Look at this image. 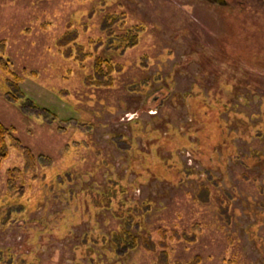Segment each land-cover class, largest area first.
I'll list each match as a JSON object with an SVG mask.
<instances>
[{"label":"rangeland","instance_id":"1","mask_svg":"<svg viewBox=\"0 0 264 264\" xmlns=\"http://www.w3.org/2000/svg\"><path fill=\"white\" fill-rule=\"evenodd\" d=\"M137 25L135 45L110 46ZM248 28L197 0H0V120L37 157L0 162V264H264V60ZM77 44L117 63L112 86L90 83L93 55L63 54Z\"/></svg>","mask_w":264,"mask_h":264},{"label":"trees","instance_id":"2","mask_svg":"<svg viewBox=\"0 0 264 264\" xmlns=\"http://www.w3.org/2000/svg\"><path fill=\"white\" fill-rule=\"evenodd\" d=\"M110 19L109 22L116 21L117 19H112L113 15H109ZM116 16V15H115ZM141 25L137 26H131L129 30L124 34L120 35L121 39L115 38L114 35H110L111 38V45L110 46H117L120 49L122 48H128L130 46L135 45L139 41V37L141 34ZM141 30V31H140ZM109 34H113L114 31L109 28L108 29ZM77 32H68L66 33L59 41L60 47H64L65 45H69L71 43H74L77 38ZM120 38V37H119ZM94 46L100 45L102 43V39L99 40H93ZM113 43V44H112ZM76 44V43H75ZM76 51L72 47L67 48V50H62L63 54L66 57H75L77 61L80 62L81 66H83L84 61L86 58L90 55H93V61H94V72L91 76H89L91 79L90 83H94L95 85L109 87L112 86L115 83V76L114 72L119 71L117 69V63L112 60L111 58H108L106 56L100 55L98 53H90L87 52L83 46L76 45ZM0 66L3 68H8V64L6 60L3 57H0ZM15 130L12 127H7L3 122L0 120V162L4 158L7 157L9 154L10 147H15L18 149L25 157L27 161V166L25 168V171H34L36 169V162L37 157L32 151V149L25 144L22 143L21 139L14 135ZM22 173V171L19 168H13L9 169L7 171L8 174V186L9 190L12 192L13 190H16V179L17 177ZM200 227L197 229L199 230ZM196 231L195 229L193 232ZM125 237L122 238L123 241L127 242L126 245L129 247H132L136 244V237L132 234L127 233V231L124 232ZM161 234L163 236L168 237L169 239H180V238H190V233L188 231L179 232V231H173L170 234L166 230H161ZM166 254L167 252L164 251ZM168 263V262H166ZM174 264H182V263H174ZM188 264V263H187ZM189 264H199V258L194 259Z\"/></svg>","mask_w":264,"mask_h":264},{"label":"flooded vegetation","instance_id":"3","mask_svg":"<svg viewBox=\"0 0 264 264\" xmlns=\"http://www.w3.org/2000/svg\"><path fill=\"white\" fill-rule=\"evenodd\" d=\"M209 12L217 15L235 14L256 40L258 57L264 60V0H197ZM251 27V28H250ZM251 31V32H250ZM262 41H259L258 38Z\"/></svg>","mask_w":264,"mask_h":264}]
</instances>
